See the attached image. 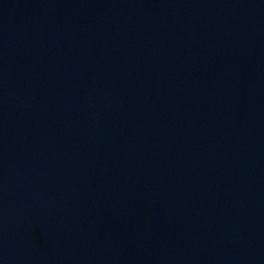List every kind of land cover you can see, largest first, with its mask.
I'll use <instances>...</instances> for the list:
<instances>
[{
	"label": "water",
	"instance_id": "1",
	"mask_svg": "<svg viewBox=\"0 0 264 264\" xmlns=\"http://www.w3.org/2000/svg\"><path fill=\"white\" fill-rule=\"evenodd\" d=\"M264 241V0H48Z\"/></svg>",
	"mask_w": 264,
	"mask_h": 264
}]
</instances>
